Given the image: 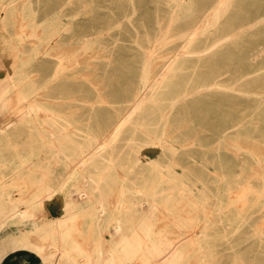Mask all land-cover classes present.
Listing matches in <instances>:
<instances>
[{
    "label": "rangeland",
    "instance_id": "374dc122",
    "mask_svg": "<svg viewBox=\"0 0 264 264\" xmlns=\"http://www.w3.org/2000/svg\"><path fill=\"white\" fill-rule=\"evenodd\" d=\"M8 1L0 0V13L2 4ZM31 1L41 15L58 12L68 25L67 31L54 37L46 52L33 64L38 82L50 78L54 72L40 86V96L45 98L41 102L54 116L46 117L42 112L41 118L59 129L55 135L60 138L69 135L87 149L78 156L74 153L81 159L74 166L49 162L37 133L17 122L22 134L16 141L21 145L1 144L0 152L6 157H19L31 151H40V154L31 157L34 162L27 165L24 178L14 180L8 188L15 193L19 187L28 194L34 185L26 175L38 176L44 168L51 169L50 179L61 186L59 195L53 200L46 199L35 215L24 218L15 215L0 224V264L12 254L11 250L18 248L27 249L41 260L51 250L47 239L33 233L32 244L16 247L7 243L5 237L20 234L32 224L58 215L66 190L71 189L73 198H79L75 190L83 183L80 173L91 170L87 165L91 153L87 152L98 140L112 145L115 156L128 138L140 146L141 158L156 155L162 163H171L178 173H183L187 182L202 189L207 194V207L211 208L206 212H186V200L175 203L177 212L170 213L159 206L152 217V236L174 240L184 230L177 228L173 220L193 215L207 225L192 230L201 237V243L198 251L189 250L198 254L188 258L189 264H195L197 257L207 264H264V142L259 140H264V22L230 36L221 46H212L207 52L182 53L183 65L173 82L160 91L159 100L148 103L142 114L132 115L114 133V123L120 118L125 120L124 112L132 102L129 98L140 84L146 55L139 45L150 39L153 53L149 62L154 74L165 60L178 55L180 42L176 39L180 38L176 34L187 30L194 20L168 19L171 12L163 0ZM213 1L199 0L196 16ZM21 2L18 0V6ZM219 7L221 10L212 12L220 16L216 21L219 26H210L213 33L198 36L195 49L228 37L239 26L264 18V0H230L220 3ZM15 30L19 28L11 29ZM100 32L103 34L96 37ZM23 39L31 37L26 35ZM29 45V41L24 44ZM7 60L8 55L3 54L0 75ZM200 81L219 84L198 91L194 87ZM183 90L186 91L179 95L171 111L161 116L167 110L169 98ZM12 103V107L0 113V125L8 120L17 121L20 110L27 104L25 101ZM142 122L149 127L140 128ZM162 142L172 145L174 150L162 148ZM35 164L39 169L32 171L30 168ZM109 172L116 177L106 180L110 200H114L111 207L115 210L104 219L119 216L127 221L139 219L136 213L117 211L115 200L121 197L119 190L125 182L122 170L114 168ZM216 191L218 194L214 196ZM1 203L6 202L1 200ZM93 218L81 215L75 224L81 225ZM111 231L108 224L99 232L94 228L74 230L73 237L78 239L86 255L74 251L72 264H104L112 248ZM37 244L43 245L42 249ZM98 251L101 258H97ZM130 264L143 263L136 258Z\"/></svg>",
    "mask_w": 264,
    "mask_h": 264
},
{
    "label": "bare ground",
    "instance_id": "6f19581e",
    "mask_svg": "<svg viewBox=\"0 0 264 264\" xmlns=\"http://www.w3.org/2000/svg\"><path fill=\"white\" fill-rule=\"evenodd\" d=\"M21 1L19 6L18 0L4 2L1 6L0 63L3 54L8 55V60L3 63V70L0 75V113L4 109L12 107L14 105L12 102L25 101L27 104L20 110L17 121L8 120L4 124L1 123L3 125H0V145L12 147L21 145L16 141V138L22 134L17 125L18 122L24 124L27 130L37 133L40 137V145L47 150L49 162H62L65 165L74 166L81 160L74 156V153L76 152L75 155L78 156L79 152L87 149L86 146L69 135L64 134L62 138L58 137L55 133L59 129L52 126L45 118H41L42 112L45 113L46 117L54 116L53 112L49 113L47 107L41 102L45 98L40 96V86L50 80L54 72L49 75L50 78L46 77L41 82L34 78L33 73V64L36 58L46 52L47 46L54 37L63 31H67L68 25L61 20L58 12L41 15L39 8L31 0ZM70 1L67 0V2ZM163 1L168 5L171 12L168 19L194 20V22L189 25L187 30L176 34L180 38L176 39L180 42L178 55L165 60L160 70L154 74H151L152 68L150 67L152 66L149 62L153 53L150 39H145L143 44L139 45L141 51L146 55V60L142 63L140 84L129 98L132 102L128 110L124 112L125 120L122 121L120 118L114 123V133H118L121 124L129 121L132 115L142 114L140 112L145 111L148 103L152 104L159 100L160 91L173 82V78L183 65L182 53L199 54L207 52L212 46H221L230 36H235L243 30L264 22L263 18L244 24L228 37L217 38L211 45L195 49L194 43L199 40L197 39L198 36L213 33L210 31V26L215 28L219 26L216 21L220 16L212 15V12L213 14L218 12L221 10L219 4L222 2L229 3L230 0H214L212 5L200 10L202 13L199 16H196V4L199 3V0ZM17 27L19 28L18 31H11L12 28ZM102 34L100 32L95 36ZM26 35L31 39H23V36ZM13 37L19 38L12 39ZM27 41L30 42V45L24 46ZM215 84L219 83L217 81L211 83L200 81L194 88L199 91L203 88H212ZM185 91L183 90L178 95L169 98L167 110L161 113V116L171 111L179 95L184 94ZM139 127L147 129L149 124L142 122L139 123ZM259 140L264 142L263 139ZM131 141V138L126 139L125 144L113 156V146L98 140L87 152V154L91 153L87 162L91 170L80 173L82 178L80 182L83 183L75 190L79 198H73L71 189L66 190V196L61 205L62 211L58 215L41 223L32 224L20 234H8L5 241L16 247H25L35 241V239L31 241L30 235L39 234L41 238L47 239V242L52 245L51 250L41 256V260L45 264H72L74 263V251L77 254L86 255L78 239L73 237V231L81 228H94L99 232L103 226L108 224L112 228V248L104 264H130L136 258L140 259L143 264H189L188 258L192 255H198L189 250L198 251L201 243V237L193 234L192 230L196 226L206 227V222H199L196 220L197 217L193 215L183 216L182 219L176 218L173 220L174 225L183 229L184 232H180L174 240H169L163 236H152V217L159 211V206L170 213L177 212L178 207L175 203L180 200L187 201L188 206L184 210L186 212L209 211L211 208H208L206 204L207 194L202 189H197L194 184L187 182L183 173H178L171 163H162L156 155L146 159L141 158L140 146L132 144ZM161 147L174 150L172 145L164 142L161 143ZM39 154L40 151H31L19 155V157H6L0 152V224L15 215L22 218L30 217L41 209L46 199L53 200L59 195L61 185L50 179V168L42 169L38 176L26 175L34 185L28 194L19 187L15 193L8 188L14 180L24 178L27 165L34 162L31 157H37ZM114 168L122 170L121 177L125 182L119 190L121 197L118 196L115 200L118 205L117 211L123 214L136 213L139 215L137 220H122L119 218L120 216L113 220L104 219V217H110L115 210L111 207L114 200L113 202L110 200L106 186V180H115L116 178L114 174L109 172L110 169ZM255 168L258 171V167L255 166ZM30 169L32 171L38 170V164ZM217 194L216 191L214 196ZM1 200L6 203H1ZM81 215L94 218L83 222L81 225H76L75 223L78 224V221L76 222L75 219ZM158 225L156 224V226ZM36 246L42 249L43 245L37 244ZM101 255V252L98 251L97 258H101ZM195 264L207 263L203 258L197 257Z\"/></svg>",
    "mask_w": 264,
    "mask_h": 264
},
{
    "label": "crops",
    "instance_id": "0c3cea01",
    "mask_svg": "<svg viewBox=\"0 0 264 264\" xmlns=\"http://www.w3.org/2000/svg\"><path fill=\"white\" fill-rule=\"evenodd\" d=\"M1 264H44L39 257L24 248L11 250Z\"/></svg>",
    "mask_w": 264,
    "mask_h": 264
}]
</instances>
